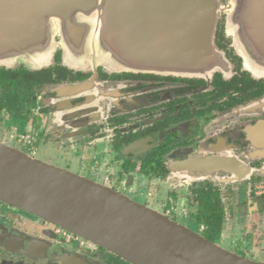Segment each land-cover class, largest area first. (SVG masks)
<instances>
[{"label": "flooded vegetation", "instance_id": "obj_1", "mask_svg": "<svg viewBox=\"0 0 264 264\" xmlns=\"http://www.w3.org/2000/svg\"><path fill=\"white\" fill-rule=\"evenodd\" d=\"M219 2L213 42L228 66L210 78L75 70L60 46L42 68L0 66V142L264 261V76L245 69ZM0 264L131 263L0 201Z\"/></svg>", "mask_w": 264, "mask_h": 264}, {"label": "water", "instance_id": "obj_2", "mask_svg": "<svg viewBox=\"0 0 264 264\" xmlns=\"http://www.w3.org/2000/svg\"><path fill=\"white\" fill-rule=\"evenodd\" d=\"M221 8L219 0H0V66L39 69L60 46L63 63L75 70L210 78L228 66L213 42ZM226 10L245 69L264 76V0H229ZM0 201L131 264H264L3 142Z\"/></svg>", "mask_w": 264, "mask_h": 264}, {"label": "rangeland", "instance_id": "obj_3", "mask_svg": "<svg viewBox=\"0 0 264 264\" xmlns=\"http://www.w3.org/2000/svg\"><path fill=\"white\" fill-rule=\"evenodd\" d=\"M57 50V49H56ZM53 59V58H52ZM52 61V60H51ZM63 61V60H62ZM18 63H20V64H23V65H25L24 63H21V62H18ZM51 63V62H50ZM49 63V64H50ZM17 64V63H16ZM26 67H28V68H31V67H29V66H27V65H25ZM31 69H33V68H31ZM7 127H8V125H7ZM5 144H7V145H10V146H14V147H18V146H16V144L14 143V141H3ZM40 144V142H36V147H37V150H38V153L36 154V157H38V156H41V154H44L45 153V147L44 146H38ZM19 148V147H18ZM54 164H56V165H59V166H61V162L60 161H55L54 162ZM139 200L141 199V200H147L148 199V197H145V198H138ZM149 202H152L151 201V199H150V201ZM179 221H181V222H183V223H185L187 226H189L190 228H192V229H194V230H197V228H198V225H197V223H195V221H193V220H190V221H188V220H186V219H183V217H180L179 219H178ZM257 261H260V262H263V258L261 257V258H259Z\"/></svg>", "mask_w": 264, "mask_h": 264}]
</instances>
